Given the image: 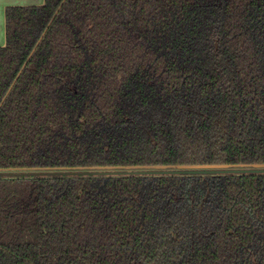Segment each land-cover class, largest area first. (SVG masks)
<instances>
[{
    "label": "trees",
    "instance_id": "trees-1",
    "mask_svg": "<svg viewBox=\"0 0 264 264\" xmlns=\"http://www.w3.org/2000/svg\"><path fill=\"white\" fill-rule=\"evenodd\" d=\"M5 37L0 264H264V174L82 175L264 170V0H44Z\"/></svg>",
    "mask_w": 264,
    "mask_h": 264
},
{
    "label": "water",
    "instance_id": "water-1",
    "mask_svg": "<svg viewBox=\"0 0 264 264\" xmlns=\"http://www.w3.org/2000/svg\"><path fill=\"white\" fill-rule=\"evenodd\" d=\"M22 73V72H21ZM20 73V75H21ZM19 75V76H20ZM16 83V82H15ZM14 83V85H15ZM13 88V87H12ZM11 88V90H12ZM225 175V174H264V170H169V171H151V172H127V173H82V175ZM12 174H3L0 176H11ZM31 175V176H50L55 174H15L13 176ZM70 175H81L70 174Z\"/></svg>",
    "mask_w": 264,
    "mask_h": 264
},
{
    "label": "crops",
    "instance_id": "crops-1",
    "mask_svg": "<svg viewBox=\"0 0 264 264\" xmlns=\"http://www.w3.org/2000/svg\"><path fill=\"white\" fill-rule=\"evenodd\" d=\"M44 0H0V47L6 43L5 11L9 7L41 6Z\"/></svg>",
    "mask_w": 264,
    "mask_h": 264
}]
</instances>
